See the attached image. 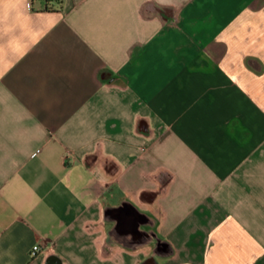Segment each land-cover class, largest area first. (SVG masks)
Segmentation results:
<instances>
[{
    "label": "crops",
    "instance_id": "crops-1",
    "mask_svg": "<svg viewBox=\"0 0 264 264\" xmlns=\"http://www.w3.org/2000/svg\"><path fill=\"white\" fill-rule=\"evenodd\" d=\"M0 264H264V0H0Z\"/></svg>",
    "mask_w": 264,
    "mask_h": 264
},
{
    "label": "trees",
    "instance_id": "trees-1",
    "mask_svg": "<svg viewBox=\"0 0 264 264\" xmlns=\"http://www.w3.org/2000/svg\"><path fill=\"white\" fill-rule=\"evenodd\" d=\"M44 3V9L50 10L55 8H62L63 0H42Z\"/></svg>",
    "mask_w": 264,
    "mask_h": 264
},
{
    "label": "built area",
    "instance_id": "built-area-1",
    "mask_svg": "<svg viewBox=\"0 0 264 264\" xmlns=\"http://www.w3.org/2000/svg\"><path fill=\"white\" fill-rule=\"evenodd\" d=\"M38 250H39V246L38 245L33 246L32 250L30 252V255L34 256Z\"/></svg>",
    "mask_w": 264,
    "mask_h": 264
}]
</instances>
